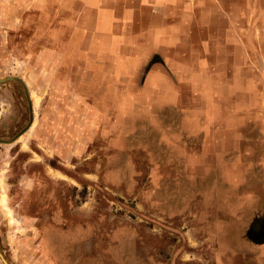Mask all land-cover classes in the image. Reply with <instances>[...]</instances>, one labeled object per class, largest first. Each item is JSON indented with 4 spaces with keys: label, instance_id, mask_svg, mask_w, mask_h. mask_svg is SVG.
Wrapping results in <instances>:
<instances>
[{
    "label": "rangeland",
    "instance_id": "obj_1",
    "mask_svg": "<svg viewBox=\"0 0 264 264\" xmlns=\"http://www.w3.org/2000/svg\"><path fill=\"white\" fill-rule=\"evenodd\" d=\"M49 4L0 0V264H260L236 250L264 235V101L244 100L242 78L208 80L230 39L211 37L214 21L198 49L191 31L153 46L109 21L73 35V14ZM259 17L234 23L250 46Z\"/></svg>",
    "mask_w": 264,
    "mask_h": 264
},
{
    "label": "crops",
    "instance_id": "obj_2",
    "mask_svg": "<svg viewBox=\"0 0 264 264\" xmlns=\"http://www.w3.org/2000/svg\"><path fill=\"white\" fill-rule=\"evenodd\" d=\"M153 2L154 0H72V2L69 3L67 0H49V5H63L66 7V13L73 14L70 20L73 23H79L78 27L73 25V27H75V30H72L73 35L74 31L79 32L80 29L84 31L96 30L99 32L98 29L100 28V23H106L109 21L111 22V27L109 30L114 31V36L119 34V36L128 38L134 43H137L139 38L136 37L139 35L137 29L141 26L140 29H143L141 30V35L143 37L145 36L147 41H155V43H150L149 41V44L153 46H157L162 41L167 42L169 39L178 40L182 37L185 38L186 34H182V32L186 31L187 33V31H191L193 34L190 32L191 36H188L189 39H191V48L198 49V45L201 44L200 41H198L200 38L198 35H196L197 30L201 28H198V24L200 22L208 23L214 21L216 22V28H214V31L209 28V25H207V27L211 29V37L217 38L220 35L221 37H224L225 40L230 39L233 46L227 48V45L225 46L226 48L223 49L226 50V52L228 51V54L230 53L228 57L226 56L227 64L224 67V72L219 75L220 82H218L216 79H213L212 75H209L210 77L208 80L210 85L222 86L228 91L229 87L236 85L238 79L242 78L245 87L254 88L244 92V100L249 101L250 98L252 99L254 94H256L258 99L254 100L264 101V0H248V3L246 0H156V3ZM1 5V10H4V2H2ZM117 9L119 10L117 11ZM115 10L116 12L113 14ZM251 11L252 16L250 17L249 15L251 14ZM210 13L213 14V17H211ZM144 14L146 16L143 17ZM234 15H236V17ZM258 15L260 16V22L263 24L259 25V28L253 32V41L255 46H250L251 35H249V30H247V35L243 33L241 36L238 33L239 27L236 28L237 26H235L234 23L236 21L240 22V20L243 23L245 21L253 22L254 19L258 17ZM175 16L179 17V19L183 17L181 21L183 22L182 25L178 22V24H171L170 21H177V19L174 18ZM186 20L191 22V24H185ZM85 22L90 23V28L83 24ZM220 22L226 23V26H221ZM0 26L2 27L1 24ZM117 29L120 31L119 33L115 34V30ZM228 29H230V32H228ZM113 34H103V36L100 38L101 43L105 45L107 37L112 38ZM246 39H248V41H246ZM109 41L110 45H113L112 39ZM213 46L209 51L207 50L204 53L206 57H209V55L212 53L216 54L220 52L217 48V45H215V47ZM232 47H235L236 51H234V49L232 50ZM255 48L258 49V53H255L257 59L254 61L251 49L255 50ZM126 51L127 50H122L118 46L114 47L113 53L117 54L118 58H120V61H118L120 65H124L129 61V59L125 58L126 56H122L123 53H126ZM154 52L158 53L159 51L155 50ZM192 53L193 57L197 59L199 58L198 54L195 52ZM201 54L203 57V53ZM251 62H253V64ZM249 64H252V66L255 67H252ZM135 68L137 69L139 66ZM194 69H199L198 62L195 64ZM206 69H209L208 72L211 73L213 70H215V67L212 66L209 68L207 66ZM255 69H259L260 72L256 74L254 72ZM226 101H228L227 98ZM209 148L218 150L220 147H217V145L214 144L210 145L208 149ZM259 149L263 150L264 152L263 146ZM226 174L230 179H233L235 175H240L241 173L239 168L234 167L233 164H229L226 168ZM257 197L259 201V214L258 216L253 215V218L258 217L264 220V193H261V195ZM251 217H249V219H251ZM250 235L251 237H245L241 239L244 242H247L246 240L249 241V239L254 240L253 234ZM249 245L253 246L250 251L243 249H238L236 251L241 254L243 253V255L255 254L257 255L255 263L264 264V235L262 240H258L255 244L250 242Z\"/></svg>",
    "mask_w": 264,
    "mask_h": 264
}]
</instances>
